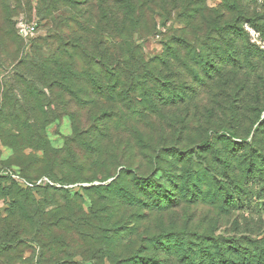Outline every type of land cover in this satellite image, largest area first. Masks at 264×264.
Instances as JSON below:
<instances>
[{"label":"trees","instance_id":"trees-1","mask_svg":"<svg viewBox=\"0 0 264 264\" xmlns=\"http://www.w3.org/2000/svg\"><path fill=\"white\" fill-rule=\"evenodd\" d=\"M57 2H63L71 11L69 19H53ZM250 6L251 3L244 0H221L219 6H210L204 0L42 1L38 17L41 16V20L52 19L58 28H62L56 37L57 47L50 57L42 56L39 48L36 59L21 58L17 62L16 68L20 71L12 75L11 88L0 93V142L14 151L15 162L22 166L11 170L30 182L44 177L29 178L23 171L27 168L26 162L17 153L23 146L45 149L47 126L59 119L60 114L48 110L60 101L73 109L66 112L74 128L71 138L82 144L92 136L91 140L96 143L93 148L87 147L92 149L91 152L87 149L94 160L91 167L72 162L68 154L47 169L57 171L68 180H77L74 174L81 169L82 181L78 183H66L46 176L53 185L28 187L8 174L0 176L9 177L20 191L17 192L19 198H14L12 204H16L20 214L21 233L34 236L42 246H55L59 252L60 256L45 264H64L63 261L69 259L66 250L70 245L65 246L67 237L62 233H75L82 226L79 221L80 216L84 217L81 215L82 205L70 198L74 190L75 195H80L79 189H89L90 195H96L92 198L94 203L97 204L96 198L102 199L101 210H111L106 215L96 211L98 224L86 225L89 222L86 218L85 226H89L85 231L89 236L86 239L101 240L107 243L110 251L121 252L125 241L143 238V243L128 259H113L108 254L110 263H255L243 248L227 239H210L204 233L188 231L173 224L163 226L162 231L156 233L148 228L142 230L147 217L139 212L141 209L166 212L184 203L207 200L206 195L209 194L215 200L218 194L223 197V191L228 192L223 181L217 192L205 184L200 174H188L190 169L182 175L162 165L171 162L165 159L166 156L192 165L193 158H185L191 156L195 149L208 146V131L190 150L179 148L177 143L171 145L169 141L172 138L161 137L158 130L163 132L166 127L172 129L177 124L195 120L204 132L210 126V120L203 123V117L198 115H203L201 108H211L207 103H216L221 105V110L212 120L222 129L237 132L240 111L225 107L226 104H235L224 102L225 99L239 97V90L242 94L259 90L260 83H264V51L254 49L248 38L240 33L246 23L256 28L264 26V21L259 22V15L253 14ZM2 10L4 24L0 45L8 52L10 44L19 45L18 50L24 52L38 35L27 45L18 35L17 21L15 24L10 21V7L4 3ZM156 12L163 13L158 22L154 20ZM172 12L186 26L172 34L159 53L147 57L141 40L154 31L158 32L157 24L165 27ZM245 16L248 17L243 18ZM40 23L38 18V29ZM215 31L221 35L217 36ZM17 53L14 52L13 62L17 60ZM255 107L260 109V113L264 112L263 97L255 101ZM262 119L264 114L257 118L256 123ZM120 130L128 132V135L118 133ZM234 140L236 143L242 141L235 136ZM114 141L117 144L113 145ZM122 143H126L128 148L120 150ZM203 151L206 152V148ZM8 161L13 163L14 160ZM87 171L94 174L84 175ZM159 172L162 174L160 177ZM215 175L220 178L217 172ZM93 178L100 181L113 179L105 185H80L91 182ZM75 184H79L77 189L73 187ZM50 190L53 193L65 192L64 195L69 197L64 204L55 199L56 207L51 209H43V204L36 205L37 214H40L36 220V214L29 210L30 201H35L42 191L45 194ZM133 208L136 212L128 215ZM61 210H65L66 215ZM134 214L139 218L131 221ZM65 224L73 229L65 228ZM106 231L111 232L108 234ZM146 243L150 249L162 251V259L143 255L147 250Z\"/></svg>","mask_w":264,"mask_h":264},{"label":"rangeland","instance_id":"rangeland-1","mask_svg":"<svg viewBox=\"0 0 264 264\" xmlns=\"http://www.w3.org/2000/svg\"><path fill=\"white\" fill-rule=\"evenodd\" d=\"M43 0H0V37L1 28L4 24V12L2 5L5 3L10 7L11 18L10 21L15 24L18 17L22 15L27 19L38 21L41 23L38 29V36L33 41V45L28 47L24 52L18 50L19 45H9V52L0 45V81L2 88L0 93L4 89H10L13 84L12 75L15 71H20L16 68V64L21 58L36 59V50L41 48L42 56L50 57L53 54L54 49L57 47L56 37L62 28H58L52 19L41 20V16L38 17V10L41 9V3ZM83 1V0H81ZM101 1V0H99ZM210 6H219L221 0H204ZM251 3L250 9L253 14L259 15V22L264 21V0H244ZM55 7L53 19H69L71 17V11L68 7L59 2ZM253 10V11H252ZM42 11V10H41ZM162 12L155 13V19L157 22L162 17ZM245 16L243 18H246ZM63 27L64 24L62 23ZM61 25V26H62ZM156 27V31L150 35L144 36L142 43L144 47V53L147 57H153L162 50L163 43L166 42L169 37L175 32H179L186 25L181 22L180 18L175 12H172L171 19L164 27L159 25ZM65 28V27H64ZM242 35L248 38L252 47L256 50L264 51V26L256 28L251 24L246 23L240 30ZM217 36L221 35V32L215 31ZM18 50V53H17ZM18 54L17 60L13 62L14 57ZM264 64V62H263ZM240 91V90H239ZM239 97L233 96L226 98L224 102L235 103L234 105L226 104L225 107L233 108L240 111L239 123L236 127L237 132L232 133L227 128L222 129L219 127L216 121H213L216 117V113L221 110V105L216 103H207V107L211 108L202 109L203 117L202 121H209L210 126H206V131L201 129L193 120L191 123L188 121L185 124H177L172 129L167 127L161 132L158 130V134L163 136H170L172 139L169 143H177L178 147L182 149H194L195 146L200 143L208 131V138L205 148L195 149L191 156L185 158V160H193V164L181 163L178 159L167 158L170 163H163V166L171 167L174 172H180L183 175L184 171L190 169L188 174L198 175L200 174L205 181V184L214 187L218 192L221 185V181L226 185L228 192L223 191L222 194L217 195L215 200L211 199V195L207 196V200L199 199L195 203H184L180 206L163 212L151 209H141L139 212L146 214V219L142 223V230L148 228L149 231L159 232L162 231L163 226L170 224L176 225L179 228H185L188 231H194L204 233L213 239H219L220 241L228 240L229 243H237L240 248H243L247 254L255 259L254 264H264V119L256 123L258 117L262 118L264 112L260 113V109L255 107V101L263 97L264 98V83H260L259 90H253L250 93H240ZM47 92V91H46ZM19 95V91L16 90ZM48 93V92H47ZM49 94V93H48ZM236 98V99H235ZM239 98V101H237ZM67 99V97H66ZM234 101V102H233ZM215 106V109L212 107ZM73 109L68 106H64L60 101L52 106L48 111H56L59 114V119L52 122L47 126V141L45 149L36 150L30 146H23L20 148L17 156L23 158L26 162V170L24 173L31 179H36L41 176H49L55 180L63 181L66 183L74 182L78 183L80 180L81 169H77L74 177L77 180H68L63 178L62 174L57 171H47L52 163L61 161L62 158H66L69 155L70 160L76 164H82L87 167H91L94 160L87 153V149L91 152V148L96 144L91 140L78 144L76 140L71 138L74 133L73 123L71 117L66 112H71ZM182 115V114H180ZM83 116H86L85 110ZM185 117V115H182ZM154 120L157 121L153 117ZM85 123V122H84ZM258 125V127H256ZM159 128V127H158ZM98 129V128H97ZM202 130V134L200 132ZM97 133V132H96ZM120 134L128 135V132L124 130L118 131ZM215 133H218L217 135ZM234 135L237 138L242 139L241 142H235ZM88 144V146H86ZM117 144L115 141L113 145ZM105 145V143H104ZM170 146V145H169ZM86 147V148H85ZM91 147V148H87ZM118 148V147H114ZM128 148L126 143H122L121 149ZM1 161H0V176L8 173L12 167L19 169L16 166H21L16 163V154L11 148L3 145L0 142ZM8 160H14L10 163ZM58 160V161H57ZM3 161V162H2ZM20 163V162H19ZM138 163V162H137ZM22 167V166H21ZM142 167V166H141ZM154 167V165H152ZM92 170V168H89ZM153 169V168H152ZM64 171H69L68 168H63ZM154 170V169H153ZM119 171V168L117 169ZM220 175L217 178L215 173ZM93 175L91 171H87L84 175ZM207 173V174H205ZM227 173V174H226ZM161 172L158 173L160 177ZM8 176L12 178L11 174ZM9 177L0 178V264H45L47 261L54 257L60 256L55 246L46 247L40 245L34 236L25 235L21 233V221L19 220V212L16 204L13 203L14 198H19L18 186L13 183ZM13 179V178H12ZM113 178H109L106 181H100V179H90L91 182L80 184L82 186L91 185H105L112 181ZM220 179V180H219ZM87 180V181H90ZM77 181V182H76ZM79 184L73 185L74 189H77ZM205 186L204 188H206ZM7 190H9L7 192ZM207 190V189H206ZM80 195H75L74 191L70 194V198L78 201L82 205V213L84 217L79 221L82 226L78 228V231L63 232L62 235L67 237L65 246L69 243L70 249L66 250L69 255V259L64 264H113L108 262L110 259L108 254L112 255L113 259L119 257L129 258V255L136 252L137 248L143 243V238L133 240L134 238L125 241V244L121 252L117 250L110 251L101 240L91 241L86 239L89 237L87 227L85 226L86 218L89 219V224H98L96 219V211L99 210V214H107V211L101 210L102 199L96 198L97 204L92 201L95 194H89V189L78 190ZM65 192H54L52 190L44 192L42 191L39 197L34 201H30L29 210L32 214H36V220L40 214H37L36 205L43 204V209H51L56 207V201L60 204L65 203V199L69 196L64 195ZM50 196L51 198H48ZM96 196V195H95ZM67 197V198H66ZM56 199V201H55ZM42 207V206H41ZM136 208L130 210L127 214L131 215L136 212ZM63 215H66L65 210H61ZM109 213V212H108ZM135 219L139 218L137 214H134ZM79 224V222H78ZM65 228L73 229L72 226L65 224ZM77 230V229H76ZM105 231L102 230V233ZM108 234L111 232L106 231ZM84 234L81 237V234ZM101 233V230L99 231ZM86 239V240H85ZM58 243H62L57 240ZM86 241V242H85ZM88 242V243H87ZM147 250L143 251V255L152 257H160L164 253L158 249L149 247L148 243L145 244ZM128 250V251H125ZM159 259V258H158Z\"/></svg>","mask_w":264,"mask_h":264},{"label":"built area","instance_id":"built-area-1","mask_svg":"<svg viewBox=\"0 0 264 264\" xmlns=\"http://www.w3.org/2000/svg\"><path fill=\"white\" fill-rule=\"evenodd\" d=\"M16 26H17V32H18L19 37L27 45H29L31 41L38 35V21H34V20L30 21L29 19H27L25 16L22 15L21 17L17 18ZM8 173L11 174L14 180L28 187L39 186L42 184H52V185L54 184L46 176L38 179L35 182H30L24 177H22L19 173L14 172L13 170H10Z\"/></svg>","mask_w":264,"mask_h":264}]
</instances>
